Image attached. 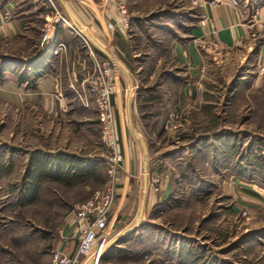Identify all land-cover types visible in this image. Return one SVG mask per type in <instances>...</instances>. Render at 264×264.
I'll return each mask as SVG.
<instances>
[{"label":"rangeland","instance_id":"rangeland-1","mask_svg":"<svg viewBox=\"0 0 264 264\" xmlns=\"http://www.w3.org/2000/svg\"><path fill=\"white\" fill-rule=\"evenodd\" d=\"M217 1L124 0V16L119 0L92 5L109 13L101 20L106 34L94 24L93 37L132 73L133 95L127 98L122 81L114 109L130 160L126 203L134 199L133 212L115 222L123 163L108 173L110 151L91 101L55 93L54 84L52 93L35 94L32 72L17 85V71L53 47L40 41L52 7L12 0L8 17L18 19L19 32L0 33V264H53L54 250L72 255L61 229L95 190L108 189V244L103 249L98 238L74 264H264V18L256 17L252 44L224 52L210 40L199 69L175 53L176 42L194 37L204 6ZM118 137L123 151L119 129ZM253 190L258 197L246 195Z\"/></svg>","mask_w":264,"mask_h":264},{"label":"crops","instance_id":"crops-1","mask_svg":"<svg viewBox=\"0 0 264 264\" xmlns=\"http://www.w3.org/2000/svg\"><path fill=\"white\" fill-rule=\"evenodd\" d=\"M9 1L12 0L0 1V5L1 6L3 5V9L5 8L7 2ZM91 1L93 4H91L90 0H47L49 4L45 3V5L51 6L52 9H50L49 13H45V19L46 21L53 20L55 16L54 14L55 11H57L59 14L61 13V15L62 12H65L66 14H69L71 17V19L65 21L66 26H68V22L70 23L71 21L72 23V21L73 22L76 21V27L79 30L83 31V29H86L90 40L89 45L92 48V50L96 53L97 57L100 60L106 57H110V59L112 58V60L115 61L117 75H118L116 81L117 89H119V91L121 90L122 81H123V83L125 84L124 85L125 88L128 89L126 90V96L128 99H130L133 95L132 93L133 85H132V76H131L132 73L129 67L125 64L124 61H122L121 58L119 59L118 55H116L115 53L111 52L113 54V56L111 57L110 53L108 52V49L110 48L107 47V44L105 42L103 43L102 41L96 40L93 37V33L91 32V29H89V28H93L95 24V26L99 30H101V32L104 35L106 34L105 32L106 29L102 25L101 20L103 21L104 19H106V14L109 13L104 12V10L102 12L103 14L98 13L97 10L92 6V5H96L97 2H99L102 5V3L105 0H91ZM250 2H254V5L256 6L254 9L246 7L244 1L240 2L239 0L237 3H233L231 2V0H219L215 2L214 5L208 7L204 6L203 10L206 11V17L200 19V24H196V27L192 28L191 34H189V35H193L194 37L187 38V41L184 43V45L176 42L175 53L178 56V58L181 59L182 61H187L189 63L188 66L190 68L193 67V69L195 68L199 69L201 68L204 59L203 55L206 57L209 56L208 50L210 44L208 43L210 40H214L215 42H217V44L221 47V49L224 52L233 51L235 48L240 47L241 43L252 44V42L255 39V35H253L252 30L253 27H255V23L257 21L256 17L259 15V17L264 18V0H257V1L251 0ZM3 11L2 8H0V33L15 34L19 32L18 30L20 29L21 24L19 23L18 19L14 17L9 19L10 16L4 17ZM13 11L14 10L12 9L11 13ZM94 15L97 18L98 22L93 20ZM248 16L249 17L251 16L250 19H248ZM113 28L114 25L110 27V29L112 30ZM54 30L56 34L55 41L63 40L66 43L65 45L66 49L56 53L55 55L52 52L54 47L51 48V51L49 50L50 51L49 54L45 52L43 59L40 61V64H42V70L40 75L37 77L36 86H35L36 89L34 92L35 94L52 93L53 84L57 77L59 79V86L61 92L72 93L73 91H82L84 85L83 77L86 75V72L91 66V62L88 56V46H86L80 35H77V33L76 34L73 33L72 31L68 30L66 27L65 28L56 27L54 28ZM192 40H194V42H192ZM197 41H199L200 43L204 42V44L202 43V46L205 47L204 51L199 52ZM113 45L118 48V46H116L115 43H113ZM262 47L263 46L260 47L261 50ZM119 52H121V50H119ZM221 59L222 57H219L218 60ZM116 95H115L114 103H115V108L119 112ZM120 98L122 104V101L124 102V100L121 94H120ZM118 125L117 126L120 132V139L122 141V149H123V160H122L123 166L121 167L120 171L122 172V174H124V178L121 181V185L118 187L122 191L120 192L117 201L113 203V205L115 204V208L113 209L110 218L111 217H114V219L116 218L115 222H123L126 219L125 217L132 215L133 212L132 202H134V199L131 202L126 203L127 202L126 193H127V188L129 186V178L131 175V173L128 172V170L130 169V160L128 157H125V149L123 146L124 145L123 130H122L123 128L122 125H120L119 121H118ZM139 141H141V139ZM141 145L144 148L142 141H141ZM146 162L145 160L143 162L144 170H145ZM246 195L252 198L258 197V194L254 190L253 192H249ZM143 207L144 205L141 208L142 211H143ZM138 213L139 212L137 210V214ZM141 214L140 213L138 214V218L136 219V221H139L140 219L139 216ZM72 216L73 214H70L69 219L67 220L66 223L67 226L61 229L62 232L63 231L65 232L64 234H61L64 237L62 239L61 245L62 247L66 246L65 248L68 249V251L71 250L73 247L76 248L78 243L77 240L78 237L77 235L79 232L78 224H76V222L74 221V217L72 218ZM136 221L134 219L132 224L137 223ZM130 228L126 227L123 230L124 231L123 233L128 232ZM107 236H105V233H103L99 238L100 239L99 242L101 243L103 249L108 244V240L105 241ZM65 238H70V240ZM74 239L77 241H75Z\"/></svg>","mask_w":264,"mask_h":264},{"label":"built area","instance_id":"built-area-1","mask_svg":"<svg viewBox=\"0 0 264 264\" xmlns=\"http://www.w3.org/2000/svg\"><path fill=\"white\" fill-rule=\"evenodd\" d=\"M231 1L236 3V0ZM13 7L12 1L7 2L3 16L8 17ZM117 9L123 16L126 14L124 0H119ZM54 14V19L44 24L43 29L45 32L40 41L41 43H46V45L49 43L53 45L52 52L55 55L66 49V43L63 40L55 42L52 40L53 29L59 20H62V27L65 28L66 20L57 11ZM67 29L80 35L86 46H88V56L91 66L83 77V90L75 92L84 105L88 104L89 101L93 103L101 130V140L109 147L110 151L109 158L111 159V163L107 171L108 173H112L116 165L123 160V151L120 148V141L118 139V126L116 125L114 109V100L117 94L116 81L118 78L116 64L110 57L100 60L89 45L90 40L88 35L79 30L73 21ZM54 87L55 93L60 92L57 79L55 80ZM113 198L114 194L110 189L95 190L89 200L77 206L79 210L76 212V216H74V221L78 224L79 229L77 247L72 255L64 251L54 250L52 253L53 264H74L78 262V255L86 254L93 248L94 242L100 238L108 225L106 211L109 210ZM245 213L246 210H243V214Z\"/></svg>","mask_w":264,"mask_h":264},{"label":"trees","instance_id":"trees-1","mask_svg":"<svg viewBox=\"0 0 264 264\" xmlns=\"http://www.w3.org/2000/svg\"><path fill=\"white\" fill-rule=\"evenodd\" d=\"M44 55H45V52L39 53L37 55V57L32 59L29 63H26L23 69L17 71L16 80H17L18 83H24V82L28 83L29 80H28L27 75L30 72L34 73L36 75V77H38L40 75L41 70H42V64H40V61L43 59ZM23 62H21L22 65H23ZM9 66H11V65H9ZM1 73H2V66L0 65V74ZM69 156H71V155H68L67 159L70 158ZM69 161H71L73 163V165L80 166L82 164L80 159H78V158L75 159L72 156H71V159H69ZM250 192H253V191H250Z\"/></svg>","mask_w":264,"mask_h":264},{"label":"bare ground","instance_id":"bare-ground-1","mask_svg":"<svg viewBox=\"0 0 264 264\" xmlns=\"http://www.w3.org/2000/svg\"><path fill=\"white\" fill-rule=\"evenodd\" d=\"M68 25H70V24H68ZM84 33H85L86 35H88L86 29L84 30ZM88 37H89V36H88ZM141 141H142V143H144V141L142 140V138H141ZM143 146H144V145H143ZM140 213H141V212H140Z\"/></svg>","mask_w":264,"mask_h":264},{"label":"water","instance_id":"water-1","mask_svg":"<svg viewBox=\"0 0 264 264\" xmlns=\"http://www.w3.org/2000/svg\"><path fill=\"white\" fill-rule=\"evenodd\" d=\"M141 139V138H140ZM143 145H144V143H143Z\"/></svg>","mask_w":264,"mask_h":264}]
</instances>
